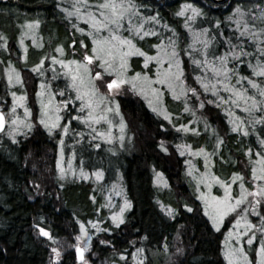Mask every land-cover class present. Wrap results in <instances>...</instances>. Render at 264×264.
<instances>
[{"label":"trees","instance_id":"1","mask_svg":"<svg viewBox=\"0 0 264 264\" xmlns=\"http://www.w3.org/2000/svg\"><path fill=\"white\" fill-rule=\"evenodd\" d=\"M125 2L133 5V23L142 26L143 40L133 30H126L125 14L123 31L102 29L96 30L97 34L110 37L115 33L123 40L136 41L148 56L155 47L159 51H166V46L177 51L188 110H182L183 99L175 103L165 94V108L170 103H175L173 107L177 105L174 111L167 107L169 113L165 119L166 115L155 112L141 95L129 92L118 99V105L125 119L127 138L130 136L132 141L130 146L111 157L108 150L114 144L89 135L80 139L83 149L78 148L74 166L86 171L99 169L103 175L101 185L106 189L114 181L120 183L126 203L121 214L124 222L119 227L118 221L111 218L114 209L105 207V196L92 180L61 181L56 169L58 146L43 132L45 128L39 132L37 125L21 145L2 142L0 264H73L76 257L73 245L54 263L51 246L56 241L74 242L81 224L89 234L92 264H228L224 255L228 224L219 230L214 227L204 206L189 189L185 161L188 149L204 148L209 157H214L218 145V158H210L214 165L223 163L228 165L231 175H239L244 163L249 168L257 153L264 154V96L260 95L264 91V76L256 74L264 69V0ZM101 3L104 0L86 3L85 0H0V50H9L13 73L17 76L20 71L24 87L30 90V99L36 95L38 83L43 82L52 96L58 90L60 97L62 91L68 99L67 106L81 105V100L76 99L79 80L75 82L77 87H72V76L78 74L65 66L54 68L44 64L45 53L51 57L60 46L64 54L59 60L77 61L78 55L71 54L70 43L78 42L77 29L91 27L76 16L89 11L99 15L96 5ZM192 9L198 10V14ZM181 10L184 15H177ZM24 18L41 26L43 34L35 38L38 49L21 62L15 57L23 55L18 41L24 39L19 36L23 29L20 26L26 23ZM85 39L89 44L91 35L85 34ZM24 41L31 46L32 40ZM77 47L76 44L73 50ZM42 56L43 65L36 67ZM221 58H226L223 66L229 69L228 77L213 72V68L222 67ZM141 59L133 56L130 61L134 74L149 69L142 66ZM95 68L96 64L93 72ZM48 79H54L55 84L52 86ZM249 81L259 87L253 88ZM203 85H208L207 90ZM20 90L8 86L0 76V101L8 104L12 93ZM85 93L90 95L89 90L79 89L84 99L88 97ZM4 106L1 110L6 113ZM197 113L204 119H197ZM185 126L189 130L183 132ZM249 172L244 173L245 178ZM156 174L172 188V199L159 191ZM121 201L118 207H122ZM38 225L49 231L51 239L38 236Z\"/></svg>","mask_w":264,"mask_h":264},{"label":"rangeland","instance_id":"2","mask_svg":"<svg viewBox=\"0 0 264 264\" xmlns=\"http://www.w3.org/2000/svg\"><path fill=\"white\" fill-rule=\"evenodd\" d=\"M123 3L125 6L129 4L128 2H125V0H123ZM124 14L126 15L125 18L127 17V19L124 18V22L126 21L127 23V26L125 27L126 30H133V34L137 35L136 29L140 28L138 39L140 41L143 40L144 37L141 35L142 27L133 23L135 12L130 8L125 11ZM92 15H95L96 19L98 20L102 19L98 14L92 11L83 14L78 13V16L73 15L76 16V18H79L82 22L90 24L91 27V29H77L76 32L79 35H77L76 38L79 42L86 41L85 34L91 35L92 39L89 42V45L91 46L84 52L85 55H92L94 40H111V36L108 37L104 34L100 36L97 34L96 29L92 27ZM106 15H110V13L107 12ZM129 20L131 23H129ZM23 22L26 23L20 26V28L23 29L20 30L19 36L21 39H24L21 42L18 41V44H20V51L23 53V55L19 54L17 57H15L21 62L26 61L29 54H33L35 50L38 49L39 42L35 41V38L39 37L38 34H40V36L43 34V28H41V26H39L35 21L30 22L25 19ZM124 22L121 21L122 26L119 28H117L115 25H110L109 27L111 30H114V32L119 29L123 31L125 25ZM114 35L118 36V34L115 33ZM151 35L153 34L151 33ZM141 37L143 38L141 39ZM28 39L32 40L30 47H28L24 41L26 40L27 43ZM120 39L122 38L120 37ZM131 42L136 49H139L141 52L146 54V51H143L136 41L134 42L131 40ZM111 43L116 45V47L119 49V52L129 51L127 45L121 46L119 45L118 41H111ZM56 48L57 50L60 49L59 52L61 53H59L56 49L55 55L52 52L51 57L45 53V62L42 61L44 56L40 57L36 67H40L39 65H43L44 62V64H49L50 67L52 66L54 68L65 66V68L71 69L73 73L83 75L84 84L78 85V88L82 92H84V90H89L90 95L81 101V105L74 104L73 107L69 108V106H67V104H69L68 99L66 100V98L61 95L62 91H59L60 97L58 96V91L56 95L52 96L46 89L45 84L40 82L37 85L35 97L30 99V90L24 87L20 71L18 74L19 82L17 81V76L15 73H13V63L10 61L11 58L9 57V50L3 48L0 50V52L4 54L3 56L0 53V63L2 64V66H0V76L2 80L8 82V86L21 88L22 90H20V93L18 91H14L10 96L11 99L8 101V104H5L4 101H0V110L1 106L3 107L5 105L4 107L6 108V113L8 115V125L5 132L0 135V144L2 142H7L8 145H21L26 141L27 136H29L28 133L30 134L33 129H36L35 127H37V125H40L39 127L41 128H39V132L45 128L46 131L43 132L45 134L47 133L51 142L53 141L58 146L56 169L58 170V176L61 181L65 182L71 180L72 178L92 180L96 186L101 188V192L103 193V196H105V207L110 208L111 210L114 209L113 214H111V218L114 215L120 217L121 208H125L124 206L126 203L119 186L120 183L118 181H114L110 184V188L106 189L104 188V185H101L103 175L99 169L86 171L80 166H74L72 163L73 158L77 156V153L80 151L78 148L83 149V146H81L83 141L80 139L83 138L84 135H89L91 137L105 141L106 143L114 144L115 147L112 145L113 147L109 148L108 150V155L111 157L118 156L119 152L124 151L128 146H130L132 141L130 136L127 138L125 119L118 105V99L129 92H134L137 95H141L150 105V107L155 109V112L163 116H165L168 112V106L165 108L163 102V96L165 94L171 98L172 102L183 99L182 101L184 105L182 110H185L187 96L184 92L183 78L180 80L172 79L166 83L156 82L160 79H163L162 74L168 71L169 61L172 62L173 67L171 71L173 73L176 72L175 64L177 61L180 62V67L182 69L181 60L177 55L175 57L172 56V53L175 52L173 48L166 46V51H159V48L155 47L151 56L159 57V63L157 60H151L147 62V67H145V56H140L143 58L141 59V62H143L142 66L145 68H148L149 66V69H146L145 72L140 74L141 79L133 81V78L136 76V74L131 71L130 61L133 56L139 55L127 56L126 70H121L119 68L120 60L118 53L117 59L113 63V67L109 68L108 71H105V69L101 67L99 61H96L95 59L93 60V62L96 64L95 72L99 71L103 77V80H97L95 79V72H93L89 65L88 67L90 70V75H86L83 73L82 67L78 72L76 63H72L71 61L63 62L62 60H59L64 53L60 46H57ZM65 50L67 51L66 48ZM175 53H177V51ZM146 56L148 55L146 54ZM83 58L77 56V61H74L83 65L85 63ZM49 70L52 71V69ZM109 73H111V75H109ZM10 76L11 80H9ZM104 76L111 77L104 78ZM144 77H147L148 80L153 83L149 84L145 82L143 80ZM113 79H125L128 80L129 83L123 84L118 90L109 91L107 89V83ZM48 81L55 84L54 79H48ZM133 82L136 84L135 91H133ZM169 83L172 85L171 88L169 87ZM26 86L29 87V82ZM30 87L32 89V86ZM153 90H155V92ZM21 97H23V99H20ZM27 97L29 98L28 102ZM176 97L179 98L177 99ZM89 99L92 100L91 108L85 106ZM38 104L42 108H39ZM173 104L170 103L168 108L174 111V109L177 108V105L176 107H173ZM13 108H15V113L12 112ZM196 118L204 119L199 113H197ZM42 119L49 125V127H51L52 124H57V127L49 132V129L46 128L44 124L40 123ZM14 120L16 121L15 124H13ZM167 121L170 124V121ZM29 124L32 126L31 128L28 127ZM65 129H67L66 132ZM188 130L189 127L185 126L183 132ZM179 139L182 138L180 137ZM181 146L183 147L182 144ZM214 149V151H216L214 157H209L208 152L205 151L204 148L200 150L199 148L188 149L189 153L186 154L188 158L185 161L184 173L189 189H191L197 200H199V202H201V204L204 206V212H207L208 217L211 219L216 229L217 226L220 229L226 223L228 224L225 231L226 239L224 243V255L225 253L233 252L234 255L231 257L233 264H261V262L264 261V255L260 254L261 246L264 245V195H255V193H258L261 189H264V179L254 178L253 169H255L256 177L264 175V171H262V169H264V154L257 155L255 161L252 163V166L249 168L248 165L244 163L241 174L231 175L232 171L230 172L228 165L223 163L214 165L210 159L212 158L214 160L215 157L216 159L218 158V154L220 152V150H217L218 145ZM87 159L90 161L91 156H89ZM78 162L79 161L76 163ZM248 170H250V172L246 176L247 178H245L244 173L246 174ZM223 176L226 177L225 180L222 179ZM155 183L158 186L159 191L166 198H169V196L171 197L170 192H172V188H170L169 185L165 183V180L162 176L156 174ZM241 185H243V187H241ZM213 198H216L218 201H224L227 199L228 203L232 206H236L237 200H243V202L236 206L235 211L229 212L227 215H225L221 221L213 210V206L216 204V201H214ZM120 199H123V201H121L122 207L117 206ZM257 201H259V203H257ZM165 206L166 205H164V207ZM220 206L223 207V205ZM213 217H216L215 223ZM38 226L39 227H36V233L39 237H43L39 233V228H43V226ZM44 230L49 232L46 229ZM229 233H231V235H229ZM77 237H81V239L77 240ZM77 237L76 240L74 242L71 241V243L63 240L60 242H54V245L51 246L53 263L58 262L64 255L66 249H71L73 245L76 252L75 262H73V264H82L81 260L79 259V254L77 253L78 247L84 250V262H86V264H92L91 261H89V234L87 233V236H84L83 233L80 232L79 236ZM249 239L252 240L251 244L248 243ZM54 248L59 253L58 256L52 251ZM241 248L243 249V255H241L239 252V249ZM244 256L247 257V260L244 259ZM226 261L229 264L228 258H226Z\"/></svg>","mask_w":264,"mask_h":264},{"label":"snow or ice","instance_id":"3","mask_svg":"<svg viewBox=\"0 0 264 264\" xmlns=\"http://www.w3.org/2000/svg\"><path fill=\"white\" fill-rule=\"evenodd\" d=\"M87 2V0H85V3ZM97 9L99 10V16L102 19H96L95 15H92V27L95 28L97 31H100L101 29H110V25H115L117 28L121 27V21L123 20L124 17V12L127 11L128 9L132 8L133 5L131 3H129L127 6H125V4L123 3V0H121L120 3H117V0H104V3L98 4L96 5ZM187 8H191V5H187L185 6ZM193 12H196L198 14V10L196 9H192ZM79 11V9H77V12ZM106 12L110 13V15H106ZM70 16L72 15V13H68ZM91 15V14H90ZM177 15H184V11L181 10L179 13H177ZM152 19H155L154 17ZM129 23H131V21L129 20ZM99 26V27H98ZM142 27V26H141ZM140 32V28L136 29V34L138 35ZM149 33H145V35H148ZM153 35L155 33H152ZM143 37H141L142 39ZM111 41H118L119 45L123 46V45H127L129 48L128 52H119V49L116 47L115 44H112ZM93 48H92V55H85L84 56V61L85 63L83 65L79 64L78 62L73 61L72 63H76L77 64V70L79 72V69L82 67L83 68V73L86 75H90V70L88 65H91L93 63V60L95 59L96 61L100 62V65L102 68L105 69V71H108L109 68L113 67V63L115 62V60L117 59V54L119 53V60H120V64H119V68L121 70H126V58L127 56L130 55H139V56H145V67H147V62L151 61V60H157V62L159 63V57H152V56H146V54L144 52H141L139 49H136L135 46L132 44L131 40H123L120 39V37L116 36V35H111V40L109 39H104V40H94L93 41ZM207 47V44L205 45ZM58 51H60V49H58ZM177 54L175 52L172 53V56L175 57ZM199 63V62H197ZM221 64L222 67L217 69V68H213V72H215L217 75H220L221 73H223L225 75V77H228V73H229V69L226 66V58H221ZM107 66V67H105ZM173 65L172 62L169 61V67H168V71L164 72L163 75V79H160L156 82L159 83H166L169 82L172 79L175 80H180L183 76V71L180 67V62L177 61L175 64V68H176V72L173 73L171 71ZM35 70V69H34ZM257 75L260 76H264V69H262L261 71L256 73ZM109 75H111V73H109ZM17 81L19 82V76L17 75ZM95 79L97 80H103V77L101 75V73L98 71L96 72L95 75ZM141 79L140 74L137 73L136 76L133 78V81L135 80H139ZM9 80H11V76L9 77ZM72 80H73V85L72 87L76 88V81L79 80L80 85L84 84V77L83 75H73L72 76ZM143 80L149 84L153 83L151 81L148 80L147 77H144ZM239 82V81H238ZM129 83L128 80L125 79H113L110 82L107 83V89L109 91L112 90H118L120 89V87L123 84ZM249 83L252 85L253 88H258L259 86L255 83H253L252 81H249ZM133 88L135 89L136 84L133 82L132 84ZM169 87L171 88L172 85L171 83H169ZM203 87H205V89L207 90L208 85H203ZM155 92V90H153ZM77 97L76 99L83 101L84 100V96L79 94V89L77 88ZM193 93L195 94V90H193ZM61 95H63V93H61ZM85 95H88V93H85ZM260 95L264 96V91L260 92ZM177 99L179 97H176ZM20 99H23V97H21ZM88 108L92 107V100L89 99L85 105ZM253 106H255V101L253 102ZM201 107H203V104H201ZM155 111V109H153ZM188 109L186 108L185 111H187ZM245 111H248V109H245ZM12 112L15 113V108L12 109ZM165 119H168L167 116H165ZM5 123V117L3 113H0V130L3 129ZM16 121H13V124H15ZM41 124H44V126L46 128L49 129V132L52 131V129L57 127V124H52L51 127H49V125L47 123H45V121L42 119L40 121ZM29 128H31L32 126L29 124L28 125ZM236 130V129H233ZM67 131V129H65V132ZM245 135H248L247 132H245ZM257 155H260L259 153H257ZM262 171H264V169H262ZM253 177L256 179H264V175L260 176V177H256V173H255V169H253ZM241 187H243V185H241ZM255 195H264V189H261L260 192L255 193ZM203 198V197H202ZM214 201H216V204L213 206V210L214 212L217 214L218 218L222 221L223 217L225 215H227L229 212H233L236 210V206H238L239 204H241L243 202V200H237L236 201V206H232L228 203L227 199L224 201H218L216 200V198H213ZM257 203H259V201H257ZM220 205H223V207H221ZM126 207H130V205H126ZM188 211H192V209H188ZM124 212V208H121V214ZM172 214V211L169 210V215ZM207 214V212H206ZM214 219V223H215V219L216 217H213ZM112 220L116 223V226L119 227L120 224H122L124 221L121 217H117V216H113ZM93 227H96L95 224L92 225ZM39 227V226H37ZM80 230L83 233L84 236H87V231L85 229V226L83 224L80 225ZM217 230H219V227L217 226ZM39 233L40 235L44 236V237H48L49 239H51L50 233L45 231L44 228H39ZM229 235H231V233H229ZM81 239V237H77V240ZM249 244L252 243V240L249 239L248 241ZM54 253L57 254V256L59 255V253L57 252V250L54 248L52 250ZM239 252L241 253V255H243V249H239ZM77 253L79 254V259L81 260L82 264H86V262H84V250L81 248H77ZM260 254L264 255V245L261 246L260 249ZM226 258L229 259V264H233V261L231 259V257L234 255L233 252H228L225 253ZM244 259L247 260V257L244 256ZM261 264H264V261L261 262Z\"/></svg>","mask_w":264,"mask_h":264},{"label":"flooded vegetation","instance_id":"4","mask_svg":"<svg viewBox=\"0 0 264 264\" xmlns=\"http://www.w3.org/2000/svg\"><path fill=\"white\" fill-rule=\"evenodd\" d=\"M81 42V43H80ZM78 41L77 43H76V41L75 40H73L71 43H70V47H71V54L72 55H74V56H76V55H78L79 57H81V58H83L84 57V55H85V51L87 50V49H89L90 48V46L91 45H89L86 41ZM78 45V47L76 48V49H74L73 50V47L75 46V45ZM83 60H84V58H83ZM94 65H95V63L93 62L91 65H89L91 68H92V70H93V68H94ZM98 72V71H97ZM95 75H96V72H95ZM46 83H49V82H46ZM51 84H52V82H50ZM49 83V84H50ZM53 86V85H52ZM54 90H55V88H54ZM57 91L58 90H56V93H57ZM72 106H69V108H71Z\"/></svg>","mask_w":264,"mask_h":264},{"label":"water","instance_id":"5","mask_svg":"<svg viewBox=\"0 0 264 264\" xmlns=\"http://www.w3.org/2000/svg\"><path fill=\"white\" fill-rule=\"evenodd\" d=\"M212 1H214L216 3H223V2H225L227 0H212ZM0 113H3L4 117H5V123H4L3 129L0 130V134H2L4 132V130L6 129V126H7V118H6V115H5V113L3 111L0 110Z\"/></svg>","mask_w":264,"mask_h":264},{"label":"bare ground","instance_id":"6","mask_svg":"<svg viewBox=\"0 0 264 264\" xmlns=\"http://www.w3.org/2000/svg\"><path fill=\"white\" fill-rule=\"evenodd\" d=\"M97 140H100V139H97Z\"/></svg>","mask_w":264,"mask_h":264}]
</instances>
